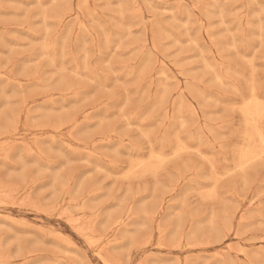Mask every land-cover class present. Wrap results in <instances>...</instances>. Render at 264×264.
Masks as SVG:
<instances>
[{
    "label": "rangeland",
    "instance_id": "rangeland-1",
    "mask_svg": "<svg viewBox=\"0 0 264 264\" xmlns=\"http://www.w3.org/2000/svg\"><path fill=\"white\" fill-rule=\"evenodd\" d=\"M212 1L0 0V264H103L105 259L110 264H264V0ZM214 63L218 64L212 67ZM249 79L250 86L245 84ZM210 97L213 102H205ZM141 129L145 130L142 135L138 133ZM6 142L13 144L9 150ZM149 149L154 152L150 156ZM168 150H173L172 155ZM252 161L256 163L249 164ZM121 166L127 168L124 175H120L124 172ZM202 183L209 186L200 189Z\"/></svg>",
    "mask_w": 264,
    "mask_h": 264
},
{
    "label": "bare ground",
    "instance_id": "bare-ground-1",
    "mask_svg": "<svg viewBox=\"0 0 264 264\" xmlns=\"http://www.w3.org/2000/svg\"><path fill=\"white\" fill-rule=\"evenodd\" d=\"M37 1H38V0H37ZM52 1H53V0H52ZM91 1H92V0H91ZM158 1H159V0H158ZM211 1H212V0H211ZM252 1H253V0H252ZM81 2H82V1H81ZM86 2H87V1H86ZM212 2H213V1H212ZM215 2H216V1H215ZM224 2H226V0H225ZM254 2H255V1H254ZM51 3H52V2H51ZM54 3H55V2H54ZM149 3H150V1H149ZM38 4H39V3H38ZM83 4H86V3L83 2ZM109 4H110V3H109ZM146 4H147V3H146ZM151 4H152V3H150V5H151ZM214 4H215V3H214ZM219 4H220V3H219ZM255 4H256V3H255ZM80 5H81V3H80ZM87 6H88V5H87ZM207 6H208V5H207ZM207 6H206V7H207ZM210 6H211V5H210ZM210 6H209V8H210ZM258 7H259V6H258ZM150 8H151V7H150ZM211 8L214 9L213 6H212ZM43 9H45V8L43 7ZM120 9H122V8H120ZM152 9H153V8H152ZM205 9H206V8H205ZM206 11H208V13H209V10H206ZM234 11H235L236 13L238 12V11H236V10H234ZM263 11H264V10H263ZM64 12H65V11H64ZM88 12H89V11H88ZM92 12H93V11H92ZM130 12H131V11H130ZM171 12H172V11H171ZM221 12H222V11H221ZM67 13H68V12H67ZM211 13H212V12H211ZM258 13H259V12H258ZM91 14H92V13H91ZM115 14H116V13H115ZM130 14H131V13H130ZM130 14H129V15H130ZM213 14H214V12H213ZM218 14H219V13H218ZM25 15H27V14H25ZM36 15H37V14H36ZM63 15H65V14L63 13ZM88 15H89V14H88ZM92 15H94V14H92ZM117 15H118V14H116L115 16L117 17ZM120 15H121V12H120ZM129 15H127V16H129ZM209 15H210V14H209ZM254 15H255V14H254ZM258 15H259V14H258ZM58 16H59V15H58ZM115 16H114V17H115ZM122 16H123V15H122ZM122 16H121V17H122ZM172 16H173V18H174V15H172ZM187 16H189L188 13H187ZM211 16H213V15L211 14ZM218 16H220V15H218ZM221 16H222V14H221ZM245 16H246V15H245ZM256 16H257V15H256ZM62 17H63V16H62ZM66 17H67V16H66ZM88 17H89V16H88ZM91 17H92V16H91ZM91 17H90V19H93V18H91ZM64 18H65V17H64ZM259 18H260V17H259ZM60 19H61V18H60ZM114 19H115V18H114ZM242 19H243V18H241V21H242ZM260 19H261V18H260ZM49 20L51 21V19H49ZM117 20H118V19H117ZM176 20H177V19H176ZM187 20H188V19H187ZM187 20H186V23H187ZM221 20H222V18H221ZM234 20H235V19H234ZM238 20H240V17H239ZM52 21H54V20H52ZM92 21H93V20H92ZM115 21H116V20H115ZM122 21H123V19H122ZM173 21H174V20H173ZM177 21H178V20H177ZM177 21H176L175 23H177ZM180 21H181V20H179V22H180ZM43 22H44V18H43ZM78 22H79V21H78ZM94 22H95V20H94ZM119 22H121V21H119ZM58 23H59V22H58ZM66 23H67V22H66ZM79 23H80V22H79ZM82 23H83V22H82ZM91 23H92V22H91ZM95 23H96V22H95ZM121 23H122V22H121ZM180 23H181V22H180ZM186 23H185V24H186ZM221 23H222V21H221ZM239 23H240V21H239ZM249 23H250V22H249ZM61 24H62V23H61ZM61 24H60V25H61ZM83 24H84V23H83ZM83 24H82V25H83ZM96 24H97V23H96ZM115 24L117 25V23H115ZM182 24H183V23H182ZM218 24H219V23H218ZM224 24H225V23H224ZM258 24H261V22L258 23ZM43 25H44V24H43ZM72 25H73V24H72ZM79 25H80V24H79ZM79 25L77 24V26H79ZM82 25H80V26H82ZM98 25H99V24H98ZM219 25H220V24H219ZM226 25H227V24H226ZM83 26H84V25H83ZM83 26H82V27H83ZM100 26H101V25H100ZM182 26H183V25H182ZM186 26H187V25H186ZM237 26H238V25H237ZM261 26H262V25H261ZM23 27H24V26H23ZM59 27H60V26H59ZM74 27H75V26H74ZM102 27H103V26H102ZM105 27H106V26H105ZM122 27H123V25H122ZM128 27H129V26H128ZM199 27H200V26H199ZM256 27L258 28V25H257ZM7 28H8V27H7ZM10 28H11V27H10ZM17 28H18V27H17ZM19 28H22V27H19ZM47 28H48V27H47ZM77 28H78V27H77ZM85 28H86V27H85ZM120 28H121V27H120ZM123 28H124V27H123ZM181 28H182V27H181ZM183 28H184V27H183ZM257 28H256V30L259 29V28H258V29H257ZM48 29H49V28H48ZM58 29H59V28H58ZM83 29H84V28H83ZM126 29H127V27H126ZM130 29H131V27H130ZM185 29H186V28H185ZM210 29H211V28H210ZM261 29H262V28H261ZM26 30H27V29H26ZM60 30H61V29H60ZM102 30H103V28H102ZM161 30H162V29H161ZM164 30H165V29H164ZM225 30H226V27H225ZM28 31H29V30H28ZM42 31H43V30H42ZM48 31H49V30H48ZM68 31L70 32V30H68ZM84 31L86 32V29H85ZM109 31H111V30H109ZM127 31H128V29H127ZM129 31H130V30H129ZM162 31H163V30H162ZM185 31H186V30H185ZM188 31H189V30H188ZM205 31H206V30H205ZM227 31H229V30H227ZM30 32H31V31H30ZM69 32H68V33H69ZM81 32H82V31H81ZM114 32H116V31H114ZM117 32H118V31H117ZM165 32H166V31H165ZM165 32H164V33H165ZM171 32H172V31H171ZM229 32H230V31H229ZM32 33H33V32H32ZM45 33L47 34V31H45ZM76 33H77V32H76ZM88 33H89V32H88ZM92 33H93V32H92ZM105 33H106V32H105ZM112 33H113V32H112ZM168 33H169V32H168ZM168 33H167V34H168ZM227 33H228V32H227ZM107 34H108V33H106V35H107ZM165 34H166V33H165ZM175 34H176V33H175ZM218 34H219V33H218ZM228 34H229V33H228ZM37 35H38V34H37ZM67 35H68V34H67ZM76 35H77V34H75V37H76ZM104 35H105V34H104ZM109 35H110V32H109ZM112 35H113V34H112ZM185 35H186V34H185ZM185 35H184V36H185ZM220 35H221V34H220ZM229 35H230V34H229ZM242 35H243V34H242ZM91 36H92V34H91ZM91 36H90V37H91ZM96 36H97V35H96ZM118 36H119V35H117L116 37H118ZM168 36H169V34H168ZM189 36H190V35H189ZM216 36H217V34L215 35V37H216ZM259 36H260V35H259ZM259 36H258V37H259ZM56 37H57V36H56ZM108 37H109V36H108ZM128 37H130V36L128 35ZM166 37H167V36H166ZM171 37H172V36H171ZM194 37H195V36H194ZM258 37H257V38H258ZM9 38H10V37H9ZM45 38H46V37H45ZM118 38H120V37H118ZM190 38H191V37H190ZM190 38H189V39H190ZM233 38H234V37H233ZM0 39H1V38H0ZM55 39H56V38H55ZM74 39H75V38H74ZM91 39H93V38H91ZM96 39H97V37H96ZM104 39H105V37H104ZM111 39L113 40V38H110L108 41L110 42ZM126 39H127V38H126ZM170 39H171V38H170ZM173 39H174V38H172V42L175 44L176 42H174ZM191 39H192V38H191ZM212 39H213V38H212ZM176 40H177V39H176ZM223 40H224V39H223ZM231 40H232V39H231ZM247 40H249V39H247ZM52 41H53V40H52ZM63 41H64V40H63ZM119 41H120V40H119ZM177 41H178V40H177ZM111 42H112V41H111ZM179 42H180V40H179ZM179 42H178V43H179ZM190 42H191V40H190ZM193 42H194V40H193ZM193 42H192V43H193ZM42 43H44V42H42ZM51 43H52V42H51ZM64 43H65V42H64ZM119 43H120V42H119ZM187 43H188V42H187ZM187 43H185V45H186ZM261 43H262V42H261ZM92 44H93V43H92ZM104 44H105V43H104V41H103V45H104ZM180 44H181V43H180ZM193 44H194V47H195L196 44H195V43H193ZM234 44H235V43H234ZM251 44H252V42H251ZM119 45H121V44H119ZM119 45H118V46H119ZM132 45H133V44H132ZM182 45H183V44H182ZM188 45H189V43H188ZM231 45H232V43H231ZM231 45H230V46H231ZM244 45H245V43H244ZM244 45H243V46H244ZM261 45H262V44H261ZM51 46H52V45H51ZM85 46H86V44H85ZM109 46H110V45H109ZM178 46H179V45H178ZM180 46H181V45H180ZM215 46H217V44H216ZM215 46H214V47H215ZM227 46H228V45H227ZM227 46H226V47H227ZM245 46L247 47V45H245ZM259 46H260V45H259ZM44 47H45V46H44ZM104 47H106V46H104ZM181 47H182V46H181ZM46 48H48V47H46ZM46 48H45V49H46ZM49 48H50V47H49ZM51 48H53V46H52ZM51 48H50V49H51ZM54 48H55V47H54ZM84 48H85V47H84ZM94 48H95V47H94ZM96 48H98V47H96ZM108 48H109V47H108ZM108 48H107V49H108ZM117 48H118V47H117ZM196 48H197V47H196ZM235 48H236V47H235ZM244 48H245V47H244ZM258 48H259V47H258ZM260 48H261V47H260ZM260 48H259V49H260ZM98 49H99V48H98ZM200 49H201V48H200ZM43 50H44V49H43ZM47 50H48V49H47ZM99 50H100V49H99ZM116 50H117V49H116ZM128 50H129V49H128ZM256 50H257V49H256ZM53 51H54V50H53ZM109 51H110V50H109ZM209 51H210V49H209ZM257 51H258V50H257ZM257 51H256V52H257ZM70 52H71V51H70ZM100 52H101V51H100ZM211 52H212V51H211ZM253 52H254V51H253ZM256 52H255V53H256ZM61 53L63 54V52H61ZM112 53H113V52H112ZM62 54H61V55H62ZM86 54H87V53H86ZM199 54H200V52H199ZM203 54H204V51H203ZM209 54H210V52H209ZM235 54H236V53H235ZM43 55H44V54H43ZM54 55H55V54H54ZM84 55H85V54H84ZM97 55H98V54H97ZM113 55H114V53H113ZM44 57H45V55H44ZM48 57H49V56H48ZM48 57H47V58H48ZM84 57H85V56H84ZM193 57H194V56H193ZM201 57H202V56H201ZM203 57H204V55H203ZM228 57H229V56H228ZM228 57H227V60H228ZM235 57H236V55H235ZM239 57H241V56H239ZM239 57H238V58H239ZM242 57H243V55H242ZM246 57H247V56H246ZM252 57H253V56H252ZM254 57H255V56H254ZM254 57H253V58H254ZM42 58H43V57H42ZM72 58H73V57H72ZM243 58H244V57H243ZM7 59H8V58H7ZM62 59H63V58H62ZM73 59H74V58H73ZM85 59H86V57H85ZM193 59H194V58H193ZM197 59H198V57H197ZM197 59H196V60H197ZM236 59H237V57H236ZM48 60H49V59H48ZM50 60H51V59H50ZM86 60H87V59H86ZM109 60H110V58H109ZM189 60H190V59H189ZM194 60H195V59H194ZM196 60H195V61H196ZM200 60H201V59H200ZM240 60H241V58H240ZM8 61H9V60H8ZM62 61H63V60H62ZM187 61H188V60H187ZM187 61H186V62H187ZM191 61H192V60H191ZM210 61H211V60H210ZM95 62H96V61H95ZM186 62H185V63H186ZM189 62H190V61H189ZM201 62H202V61H201ZM213 62H215V61H213ZM242 62H243V61H242ZM253 62H254V60H253ZM253 62H252V63H253ZM51 63H52V62H51ZM85 63H86V62H85ZM150 63H151V62H150ZM180 63H181V62H179L178 64H180ZM182 63H184V62H182ZM245 63H246V61H245ZM208 64H209V63H208ZM217 64H218V63H216V64L214 63V66H212V67H215V65H217ZM53 65H54V64H53ZM105 65H106V67H107V64H106V63H105ZM148 65H149V64H148ZM180 65H181V64H180ZM180 65H178V66L180 67ZM206 65H207V64H206ZM209 65H210V64H209ZM222 65H223V64H222ZM246 65H247V63H246ZM246 65H245V66H246ZM253 65H254V64H253ZM249 66H250V65H249ZM254 66H255V65H254ZM54 67H55V66H54ZM85 67L87 68V65H86ZM99 67H100V66H99ZM108 67H109V66H108ZM122 67H124V66H122ZM147 67H148V66H147ZM203 67H205V66H203ZM219 67H220V66H219ZM222 67H223V66H222ZM247 67H248V65H247ZM60 68H61V67H60ZM91 68H92V66H91ZM140 68H141V67H140ZM216 68H217V66H216ZM225 68H227V65H225ZM125 69H126V68H125ZM146 69H147V68H146ZM180 69H181V68H180ZM201 69H203V68H201ZM223 69H224V68H223ZM232 69H233V68H232ZM248 69H250V68L248 67ZM7 70H8V69H7ZM139 70H140V69H139ZM139 70H138V71H139ZM215 70H216V69H215ZM220 70H221V69H220ZM229 70H230V69H229ZM233 70H234V69H233ZM250 70L253 71V69H250ZM65 71H66V70H65ZM65 71H63V72H65ZM138 71H137V72H138ZM181 71H182V70H181ZM196 71L199 72L200 69H199V70H198V69L195 70V72H196ZM201 71H202V70H201ZM203 71H207V70H203ZM230 71H232V70H230ZM235 71H237V70H235ZM256 71H257V70H256ZM57 72H58V71H57ZM61 72H62V71H61ZM63 72H62V73H63ZM111 72L114 73V71H111ZM133 72H134V71H133ZM137 72L135 73V74H136L135 76H137ZM192 72H193V71H192ZM209 72H210V71H209ZM62 73H61V74H62ZM76 73H77V70H76ZM76 73H75V74H76ZM83 73H84V71H83ZM89 73H90V72H89ZM96 73H97V72L95 71V75H96ZM158 73H160V72H158ZM164 73H165V72H163V74H164ZM189 73H191V72H189ZM210 73H211V72H210ZM217 73H218V72H217ZM224 73H225V71H224ZM228 73H229V72H228ZM245 73H246V72H245ZM245 73H244V74H245ZM249 73H250V72H249ZM249 73H248V74H249ZM252 73H253V72H252ZM72 74H73V73H72ZM90 74H91V73H90ZM97 74H98V73H97ZM114 74H116V73H114ZM219 74H220V73H219ZM231 74H232V73H230V75H231ZM240 74H241V73H240ZM248 74H247V76H248ZM165 75H166V74H165ZM201 75H202V74H201ZM228 75H229V74H228ZM232 75H233V74H232ZM254 75H255V74H254ZM0 76H1V74H0ZM36 76H37V75H36ZM36 76H35V77H36ZM60 76H61V75H60ZM135 76H134V77H135ZM204 76H205V74L203 75V77H204ZM213 76H214V75H213ZM217 76H219V75L217 74ZM233 76H234V75H233ZM247 76H246V77H247ZM251 76H253V75L251 74ZM35 77H34V78H35ZM74 77H75V76H74ZM96 77H97V76H96ZM141 77H142V76H141ZM141 77H140V78H141ZM160 77H162V75H161ZM234 77H235V78L239 77V78H242V79H243L244 75H243L242 77H241L240 75H239V76H234ZM253 77H254V76H253ZM256 77H257V76H256ZM1 78H2V76H1ZM31 78H32V77H31ZM31 78H30V79H31ZM85 78H86V77H85ZM97 78H98V77H97ZM137 78H138V77H137ZM137 78H135V79H137ZM140 78L137 79V80L139 81ZM162 78H164V77H162ZM209 78H210V77H209ZM209 78H208V80H209ZM254 78H255V77H254ZM75 79H76V77H75ZM86 79H87V78H86ZM98 79H99V78H98ZM197 79H198V78H197ZM211 79H213V78L211 77ZM225 79H226V78H225ZM244 79H245V78H244ZM246 79H247V78H246ZM251 79H252V78H251ZM251 79H249V80H245V81H246L245 84H246L247 82L249 83V81H250ZM8 80H9V78H8ZM81 80H83V79H81ZM84 80H85V79H84ZM88 80H90V79H88ZM159 80H160V79H159ZM164 80H167V79L164 78ZM191 80H192V79H191ZM195 80H196V79H195ZM195 80H193V81H195ZM198 80H199V79H198ZM219 80H221L220 77H219ZM232 80H233V79H232ZM90 81H91V80H90ZM90 81H89V82H90ZM135 81H136V80H135ZM141 81H142V80H141ZM146 81H147V80H146ZM149 81L152 82L151 80H149ZM174 81H175V80H174ZM205 81H207V79H206ZM225 81H226V80H225ZM228 81H229V80H228ZM37 82H38V80H37ZM47 82H48V81H47ZM93 82H94V81H93ZM167 82H168V81H167ZM167 82L164 81V83H166V84H167ZM202 82H203V81H202ZM207 82H208V81H207ZM210 82H211V81H210ZM210 82H209V84H210ZM229 82H230V81H229ZM15 83H16V82H15ZM33 83H34V82H33ZM35 83H36V81H35ZM41 83H42V82H41ZM41 83H39V84H41ZM48 83H49V82H48ZM94 83H95V82H94ZM159 83H160V82H159ZM161 83H162V81H161ZM164 83H162V84H164ZM191 83H192V82H191ZM191 83L189 82V84H191ZM211 83H213V82H211ZM224 83H225V82H224ZM250 83H252V82H250ZM250 83H249V86L251 85ZM256 83H257V82L255 81V85H256ZM36 84H37V83H36ZM178 84H179V83H178ZM199 84H200V83H199ZM218 84H219V83H218ZM229 84H230V86L232 85V83H229ZM229 84L226 83V86L229 85ZM252 84H253V83H252ZM41 85H42V84H41ZM94 85H96V84H94ZM148 85H150V84L148 83ZM158 85H159V84H158ZM168 85H169V84H168ZM195 85H197V83H196ZM212 85L217 86L216 83H215V84H212ZM255 85H254V86L252 85V86L255 87ZM30 86H31V85H30ZM35 86H36V85H35ZM222 86H224V85H222ZM70 87H71V85H70ZM160 87H162V86L160 85ZM169 87H170V86H169ZM189 87H190V86H189ZM189 87L187 86V88H189ZM195 87H198V85L195 86ZM218 87H220V86H218ZM247 87H248V85H247ZM1 88H3V86H1ZM141 88H142V87H141ZM146 88H147V85H146ZM199 88H200V87H199ZM228 88H229V86H228ZM232 88H233V87H232ZM234 88H235V86H234ZM37 89H38V88H37ZM138 89H139V88H138ZM203 89H204V88H203ZM203 89L201 88L200 90H203ZM224 89H226L225 86H224ZM246 89H247V88H246ZM1 90H2V89H1ZM44 90H45V89H44ZM69 90H71V89H69ZM72 90H73V89H72ZM72 90H71V91H72ZM80 90H81V89H80ZM80 90H79V91H80ZM136 90H137V89H136ZM139 90H140V89H139ZM146 90H147V89H145V92H146ZM157 90H158V89H157ZM192 90H193V89H192ZM196 90H197V89H196ZM236 90H237V89H236ZM3 91H4V90H3ZM3 91H1V93H2ZM71 91H68V93L71 92ZM167 91H168V93H169V90H167ZM208 91H209V90H208ZM247 91H248V90H247ZM247 91H246V92H247ZM254 91H256V90L254 89ZM77 92H78V91H77ZM77 92H76V93H77ZM141 92L143 93L144 91H141ZM157 92H159V91H157ZM196 92H197V91H196ZM232 92H235V91H232ZM236 92H239V90H237ZM236 92H235V93H236ZM60 93H61V92H60ZM66 93H67V92H66ZM66 93H64V94H66ZM76 93H75V94H76ZM168 93H166V94H168ZM202 93L204 94L205 92H202ZM208 93H209V92H208ZM216 93H217V92H216ZM4 94H5V92H4ZM62 94H63V93H62ZM205 94H206V93H205ZM209 94H211V93H209ZM209 94H208V95H209ZM239 94H240V92H239ZM243 94H246V93H243V92H242V96H243ZM255 94H256V92H255ZM5 95H7V94H5ZM73 95H74V93H73ZM125 95H126V94H125ZM140 95H141V94H140ZM142 95H143V94H142ZM144 95H145V94H144ZM198 95H199V94H198ZM249 95H250V94H249ZM257 95H259V94H257ZM39 96H40V95H39ZM77 96H78V95H77ZM77 96H76V98H78ZM152 96H153V95H152ZM199 96H200V95H199ZM211 96H212V95H211ZM251 96H252V95H250V97H251ZM253 96H255V95H253ZM253 96H252V97H253ZM72 97H73V96H72ZM72 97H71V98H72ZM153 97H155V95H154ZM167 97H168V96H167ZM169 97H170V96H169ZM178 97L181 98L180 96H178ZM204 97H205V95H203V98H204ZM248 97H249V96H248ZM256 97H257V96H256ZM259 97H260V96H259ZM259 97H258L257 99H259ZM263 97H264V96H263ZM263 97H262V98H263ZM50 98L52 99V96H51ZM139 98H140V97H139ZM179 98H178V99H179ZM201 98H202V97H201ZM206 98H207V97H206ZM242 98H243V97H242ZM244 98H246V97H244ZM262 98H260V100H262ZM33 99H34V98H33ZM156 99H157V98H156ZM156 99H155V100H156ZM164 99H165V98H164ZM181 99H182V98H181ZM181 99H180V100H181ZM212 99H213V98H212ZM212 99H211V97H210V100H211V101H210V100H209V101H206V100H205V102H213ZM219 99H220V98H219ZM257 99H256V101H257ZM62 100H63V99H62ZM73 100H75V99H73ZM158 100H159V99H158ZM158 100H157V102H158ZM244 100H245V99H244ZM263 100H264V99H263ZM23 101H24V99H23ZM52 101H53V100H52ZM125 101H127V104H128L129 101H128V100H125ZM164 101H165V100H164ZM43 102L45 103L46 101H43ZM62 102H64V101H62ZM153 102H156V101H153ZM174 102H175V101H174ZM174 102H173V103H174ZM215 102H216V101H215ZM218 102H220V100H219ZM239 102H240V101H239ZM243 102H244V101H242V103H243ZM51 103H52V102H51ZM158 103H159V102H158ZM182 103H183V101H182ZM182 103H181V105H182ZM188 103H190V102H188ZM22 104L25 105L26 103H25V104L22 103ZM127 104H126V106H127ZM218 104H219V103H218ZM237 104H238V103H237ZM240 104H241V102H240ZM240 104H239V105H240ZM245 104L247 105V103H245ZM162 105H163V103H162ZM171 105H173V104L171 103ZM177 105H178V104H177ZM214 105H216V103H215ZM221 105H222V104H221ZM234 105H236V104H234ZM234 105H233V106H234ZM30 106H31V105H30ZM152 106H153V105H152ZM154 106H155V105H154ZM173 106H174V105H173ZM178 106H179V105H178ZM230 106H232V105H230ZM24 107H25V106H23V109H24ZM28 107H29V106H28ZM28 107H27V108H28ZM50 107H51V106H50ZM62 107H63V106H62ZM62 107H61V108H62ZM159 107H160V106H159ZM188 107H189V106H188ZM191 107H192V108H190V109H193V106H191ZM239 107H240V106H239ZM247 107H248V105H247ZM27 108H26V110H27ZM51 108H53V107H51ZM118 108H119V107H118ZM236 108H237V106H236ZM63 109H64V108H63ZM141 109H142V107H141ZM146 109H147V108H146ZM151 109H154V107L151 108ZM151 109H149L147 112L150 113V110H151ZM230 109H231V108H228V111H229ZM247 109H248V108H247ZM28 110H29V109H28ZM28 110H27V111H28ZM45 110H46V109H45ZM51 110H53V109H51ZM51 110H49V112H51ZM54 110H55V109H54ZM176 110H177V107H176ZM186 110H187V109H186ZM225 110H226V109H225ZM260 110H261V109H260ZM21 111H22V110H21ZM47 111H48V109H47L45 112H47ZM59 111H60V110H59ZM62 111H63V110H62ZM123 111H124V110H123ZM123 111H122V112H123ZM139 111H140V110H139ZM153 111H154V110H153ZM171 111H172V109H171ZM231 111H234V110L231 109ZM53 112H55V111H53ZM147 112H146V113H147ZM151 112H152V111H151ZM154 112H155V111H154ZM164 112H165V111H164ZM167 112H168V111L166 110V113H167ZM175 112H178V111H175ZM193 112H195V111H193ZM193 112H192V113H193ZM237 112H238V111H237ZM135 113H136V112H135ZM162 113H163V111H162ZM178 113H179V112H178ZM186 113H187V111H186ZM204 113H205V111H204ZM231 113H232V112H231ZM241 113H242V112L240 111V113H239V117H240V114H241ZM256 113H257V112H256ZM21 114H23V112H21ZM45 114H46V113H45ZM121 114H122V113H121ZM138 114H140V112H139ZM141 114H142V113H141ZM141 114H140V115H141ZM147 114H148V113H147ZM181 114H182V112H181ZM189 114H190V112H189ZM263 114H264V113H263ZM134 115H135V114H134ZM134 115H133V116H134ZM145 115H146V114H145ZM145 115H144V117H145ZM162 115H163V117H164V113H163ZM195 115H197V113H196V114H193V115H191V116L193 117V116H195ZM206 115H207V114H206ZM211 115H212V114H210V115L208 114L209 117H210ZM215 115H216V113H215ZM20 116H21V115H20ZM135 116H136V115H135ZM138 116H139V115H138ZM146 116H147V115H146ZM148 116H149V115H148ZM158 116H159V115H158ZM165 116H166V114H165ZM167 116H168V115H167ZM178 116L180 117V115H178ZM181 116H182V115H181ZM197 116H198V115H197ZM217 116H218V115H217ZM217 116H216V117H217ZM130 117L133 118L132 116H130ZM130 117H129V118H130ZM175 117H177V116H175ZM179 117H178V118H179ZM214 117H215V116H214ZM123 118H124V117H123ZM131 118H130V120H131ZM140 118H141V117H140ZM140 118H138V119H140ZM147 118H148V117H147ZM156 118H157V117H156ZM159 118H160V117H159ZM170 118L173 119V116L171 115ZM198 118H199V117H198ZM254 118H256V117H254ZM254 118H253V119H254ZM261 118H262V117H261ZM18 119H19V118H18ZM18 119H17V120H18ZM126 119H127V117H126ZM141 119H143V118H141ZM144 119H146V118H144ZM157 119H158V118H157ZM161 119H162V118H161ZM175 119H176V118H175ZM189 119H190V118H189ZM189 119H188V120H189ZM191 119H192V118H191ZM13 120H14V119H13ZM13 120H12L11 122H13ZM19 120H20V119H19ZM19 120H18V121H19ZM73 120H74V119H73ZM124 120H125V119H124ZM151 120H153V119H151ZM155 120H156V119L154 118V121H155ZM179 120H180V119H179ZM208 120H209V118H208ZM261 120H263V119H261ZM128 121H129V120H128ZM148 121H149V120H148ZM148 121H147V122H148ZM170 121H171V120H170ZM172 121H173V120H172ZM185 121H186V120H185ZM242 121H243V120H242ZM252 121H253V120H252ZM257 121H258V122H261V121H260V118H259V120H257ZM14 122H15V121H14ZM144 122H145V121H144ZM144 122H142V123H144ZM149 122H150V121H149ZM155 122H157V121H155ZM174 122H175V121H174ZM174 122H172V123H174ZM182 122H183V121H182ZM182 122H181V123H182ZM253 122H254V121H253ZM258 122H257V124H258ZM129 123H130V122H129ZM139 123H140V122H139ZM139 123H138V124H139ZM151 123H153V122H151ZM157 123H158V122H157ZM185 123H186V122H185ZM211 123H212V122H211ZM238 123H239V122H238ZM63 124H64V123H63ZM140 124H141V123H140ZM140 124H139V125H140ZM186 124H187V123H186ZM243 124H244V122H243ZM64 125H65V124H64ZM141 125H142V124H141ZM147 125H148V124H147ZM187 125H188V124H187ZM194 125H196V123H195ZM238 125H239V124H238ZM88 126H89V125H88ZM126 126H127V125H126ZM130 126H131V125H130ZM133 126H134V125H133ZM156 126H157V125H156ZM209 126H210V125H209ZM209 126H208V128H209ZM254 126H255V125H254ZM257 126H258V125H257ZM17 127H18V126H17ZM51 127H52V126H51ZM51 127H50V128H51ZM115 127H116V126H115ZM131 127H132V126H131ZM136 127L139 128V126H136ZM176 127H177V126H176ZM211 127H212V126H211ZM231 127H232V126H231ZM26 128H27V127H26ZM37 128H39V126H38ZM41 128H42V127H41ZM59 128H61V127H59ZM127 128H128V127H127ZM213 128H214V127H213ZM213 128H211V129H213ZM215 128H216V127H215ZM237 128H238V127H237ZM248 128H250V127H248ZM257 128H258V127H257ZM259 128H260V126H259ZM261 128H263V127H261ZM30 129H31V128H30ZM35 129H36V128H35ZM39 129H40V128H39ZM114 129H115V128H114ZM150 129H151V128H150ZM180 129H181V128H180ZM180 129H178L177 134H178V132H179ZM209 129H210V128H209ZM233 129H234V131L238 130V129L234 128V127H233ZM235 129H236V130H235ZM244 129H245V128H244ZM15 130H16V129H15ZM31 130H32V129H31ZM59 130H60V129H59ZM137 130H138V129H137ZM142 130L145 131L144 129H141L140 131H138V133L141 132ZM147 130H148V129H147ZM195 130H196V129H195ZM206 130H207V129H206ZM57 131H58V130H57ZM150 131H151V130H150ZM152 131H153V130H152ZM152 131H151L150 133H148L149 131H147V133H148L147 135L149 136V135L152 133ZM175 131H176V130H175ZM197 131H198V130H197ZM207 131L209 132V130H207ZM215 131H216V129H215ZM217 131H219V130H217ZM249 131H250V130H248V132H249ZM260 131H262V130L260 129ZM7 132H8V131H7ZM195 132H196V131H195ZM199 132H200V131H198V133H199ZM208 132H207V133H208ZM237 132H238V131H237ZM243 132H244V131H243ZM262 132H263V131H262ZM16 133H17V130H16ZM144 133H146V132H144ZM190 133H191V132H190ZM198 133L196 132V135H197ZM202 133H203V132H202ZM214 133H215V132H214ZM216 133H217V132H216ZM252 133H254V132H252ZM263 133H264V132H263ZM7 134H8V133H7ZM7 134H6V135H7ZM112 134H113V132H112ZM139 134H140V133H139ZM185 134H186V133H185ZM187 134H188V133H187ZM191 134H192V133H191ZM191 134H188V135L190 136ZM203 134H204V133H203ZM209 134H211V133L209 132ZM218 134H219V133H218ZM232 134H235V133H232ZM243 134H244V133H243ZM256 134L259 135L258 133H256ZM6 135H5V136H6ZM108 135H109V134H108ZM141 135H142V132H141ZM172 135H173V134H172ZM178 135H179V134H178ZM196 135H195V136H196ZM241 135H242V134H241ZM50 136H51V135H50ZM69 136H70V135H68V137H69ZM173 136H174V135H173ZM173 136H172V137H173ZM185 136H186V135H185ZM191 136H192V135H191ZM195 136H194V137H195ZM223 136H224V135H223ZM223 136H222V137H223ZM234 136H235V135H234ZM239 136H240V133H239ZM14 137H15V136H14ZM32 137H33V136H32ZM60 137H61V136H60ZM108 137H109V136H108ZM161 137H162V136H161ZM187 137H188V136H187ZM192 137H193V136H192ZM192 137H190V138H192ZM197 137H198V136H197ZM220 137H221V135H220ZM220 137H218V138H220ZM224 137H225V136H224ZM224 137H223V138H224ZM240 137H241V136H240ZM257 137H258V136H257ZM259 137H260V136H259ZM263 137H264V136H263ZM16 138H21V137L19 136V137H16ZM35 138H36V136H35ZM35 138H34V140H35ZM69 138H70V137H69ZM71 138H72V137H71ZM177 138H178V137H177ZM254 138H255V136H254ZM39 139H42V138H39ZM39 139L37 138V140H39ZM144 139H145V138H144ZM154 139H155V138H154ZM158 139H161V138L159 137ZM193 139H195V138H193ZM197 139H198V138H197ZM242 139H243V138H242ZM242 139H237V140H242ZM51 140H52V139H51ZM53 140H54V139H53ZM58 140H59V138H58ZM109 140H110V139H108V141H109ZM118 140H119V139H118ZM148 140H149V137H148ZM181 140H182V139H181ZM184 140H185V139H184ZM184 140H183V141H184ZM246 140H247V139H246ZM254 140H255V139H254ZM257 140H258V139H257ZM8 141H9V140H8ZM8 141H7V142H8ZM103 141H104V140H103ZM145 141H146V140H145ZM160 141H161V140H160ZM160 141H159V142H160ZM178 141H179V140H178ZM178 141H177V142H178ZM235 141H236V138H235ZM262 141H263V140H262ZM7 142H6V146H7ZM35 142H37V141L35 140V141H34V144H36ZM76 142H77V141H75V143H76ZM117 142H118V141H117ZM117 142H115V143H117ZM119 142H120V141H119ZM119 142H118V143H119ZM148 142H149V141H148ZM161 142H162V141H161ZM175 142H176V141H175ZM197 142H198V140H197ZM200 142H201V141H200ZM214 142H217V141H214ZM17 143H18V142H17ZM20 143H21V142H20ZM79 143H81V142H79ZM121 143H122V142H121ZM184 143H185V142H184ZM231 143H233V141H232ZM231 143H230V145H232V146H236V145H237L236 143H235L236 145H233V144H231ZM122 144H123V143H122ZM149 144H150V143H149ZM149 144H148V145H149ZM151 144H152V143H151ZM241 144H242V143H241ZM244 144H245V143H244ZM253 144H254V141H253ZM12 145H13V144H10V146H12ZM22 145H23V144H22ZM63 145H64V144H63ZM132 145H133V144H132ZM177 145H178V144H177ZM184 145L186 146V144H184ZM209 145H210V144H209ZM211 145H212V144H211ZM245 145H246V144H245ZM257 145H258V144H257ZM257 145H256V143H255V146H256V147H257ZM263 145H264V144H263ZM263 145H262V146H263ZM6 146H5V147H6ZM10 146L8 145L6 149L9 150V147H10ZM64 146H66V145H64ZM67 146H68L67 148H69V145H68V144H67ZM116 146H117V145H116ZM129 146H130V145H129ZM133 146H134V145H133ZM137 146H138V145H137ZM160 146H161V145H160ZM188 146H189V145H188ZM188 146H186V147H188ZM190 146H191V145H190ZM199 146H200V145H199ZM213 146H214V145H213ZM220 146L223 147V145H220ZM227 146H228V145H227ZM237 146H238V145H237ZM240 146H241V145H240ZM250 146H251V144H250ZM26 147L28 148L27 144H26ZM121 147H122V146H121ZM123 147H124V146H123ZM135 147H136V146H135ZM178 147H179V146H178ZM222 147H221V148H222ZM29 148H30V147H29ZM35 148H36V147H35ZM73 148H74V147H73ZM133 148H134V147H133ZM133 148H132V146H131V149H133ZM136 148H138V147H136ZM136 148H135V149H136ZM150 148H151V147H150ZM160 148H161V147H160ZM160 148H159V151H160ZM182 148H184V147H182ZM182 148H180V149L183 151ZM192 148H193V147H192ZM195 148H196V147H195ZM228 148H229V146H228ZM230 148H231V146H230ZM233 148H234V147H233ZM233 148H232V149H233ZM254 148H255V147H254ZM254 148H253V149H254ZM260 148H262V147H260ZM36 149H37V148H36ZM70 149H71V146H70ZM122 149H123V148H122ZM127 149H129V148H126V147H125V149H123V150H127ZM135 149H134V150H135ZM138 149H140V148H138ZM151 149H152V148H151ZM153 149H154V148H153ZM156 149H157V148H156ZM175 149H176V148H175ZM175 149H174V150H175ZM188 149H189V148H188ZM198 149H199V147H198ZM208 149H209V147H208ZM256 149H257V148H256ZM2 150H3V149H2ZM2 150H1V152H2ZM22 150H23V149H22ZM30 150H31V149H30ZM30 150H29V151H30ZM73 150H74V149H73ZM116 150H117V149H116ZM123 150H122V151H123ZM140 150H141V149H140ZM149 150H150V149H149ZM169 150H170V149H169ZM169 150H168V152H169V153L171 152L170 154L172 155V151H173V150H171V151H169ZM189 150H190V149H189ZM212 150H213V148H212ZM230 150H231V149H230ZM236 150H237V152H238V149H236ZM3 151H4V150H3ZM27 151H28V150H27ZM29 151H28V152H29ZM37 151H38V150H37ZM78 151H79V150H78ZM83 151L86 152V150H83ZM117 151H119V150H117ZM129 151H130V150H128V152H129ZM135 151H136V150H135ZM138 151H139V150H138ZM156 151H157V150H156ZM187 151H188V150H187ZM193 151H194V150H193ZM199 151H200V150H199ZM204 151L206 152V150H204ZM209 151H211V150H209ZM221 151H222V150H221ZM254 151H255V149L253 150V152H254ZM7 152H9V151H7ZM24 152H25V151H24ZM28 152H27V153H28ZM30 152L32 153V150H31ZM76 152H77V150H76ZM81 152H82V151H81ZM87 152H88V151H87ZM130 152H131V151H130ZM130 152H129V153H130ZM150 152H151V150H150L149 153H148L149 156H150V154L153 152V150H152L151 153H150ZM157 152H158V151H157ZM160 152H161V151H160ZM160 152H158V153H160ZM184 152H186V151H184ZM202 152H203V151H202ZM202 152L200 151V152H198V153L201 154ZM205 152H204V153H205ZM207 152H208V151H207ZM211 152H212V151H211ZM235 152H236V151H235ZM253 152H252V154H253ZM66 153H67V152H66ZM117 153H118V152H117ZM123 153H124V151H123ZM153 153H154V152H153ZM187 153H189V151H188ZM204 153H203V154H204ZM226 153H227V152H226ZM1 154H3V153H1ZM121 154H122V153H121ZM125 154L127 155L126 152H125ZM142 154H143V153H142ZM160 154H163V152H161ZM164 154H165V153H164ZM177 154H178V153H177ZM206 154H207V153H206ZM231 154H232V153H231ZM235 154H236V153H235ZM237 154H238V153H237ZM256 154H257V153H256ZM259 154H260V153H259ZM4 155L7 156L6 153H5ZM38 155H39V154H38ZM41 155H42V154H41ZM129 155H130V154H129ZM135 155H136V154H135ZM138 155H139V154H138ZM138 155H137V156H138ZM156 155H157V154H156ZM178 155H179V154H178ZM178 155H177V156L175 155V156L178 157ZM201 155H202V154H201ZM201 155H200V156H201ZM208 155H209V154H208ZM228 155H229V154H227V156H228ZM87 156L89 157V155H87ZM119 156H120V155H119ZM151 156H152V155H151ZM164 156H165V155H164ZM175 156H174V157H175ZM179 156H181V155H179ZM209 156H210V155H209ZM211 156H212V155H211ZM231 156H232V155H231ZM237 156H239V155H237ZM237 156H236V157H237ZM258 156H259V155H258ZM262 156H263V155H262ZM1 157H3V156H1ZM41 157H43V156H41ZM85 157H86V156H85ZM99 157H101V156H99ZM131 157H133L132 154H131ZM131 157H130V158H131ZM134 157H136V156H134ZM160 157H161V156H159V158H160ZM165 157H166V156H165ZM168 157H169V156H168ZM170 157H171V156H170ZM176 157H175V158H176ZM213 157H214V156H213ZM222 157H223V156H222ZM3 158H4L3 162L6 161V160H5V157H3ZM7 158H8V157H7ZM130 158H129V159H130ZM142 158H143V156H142ZM142 158H141V159H142ZM145 158H146V157H145ZM149 158H150V157H149ZM171 158H172V157H171ZM181 158H182V157H181ZM224 158H225V157H224ZM21 159H22V158H21ZM92 159H93V158H92ZM132 159H133V158H132ZM135 159H136V158H135ZM137 159H138V158H137ZM147 159H148V156H147ZM147 159H146V160H147ZM163 159H164V158H163ZM173 159H174V158H173ZM178 159H179V158H178ZM236 159H237V158H236ZM236 159H235V160H236ZM247 159H248V158H247ZM247 159H246V160H247ZM7 160H8V159H7ZM48 160H49V159H48ZM94 160H96V159H94ZM107 160H108V159H107ZM133 160H134V159H133ZM139 160H140V159H139ZM146 160H145V161H146ZM170 160H171V159H170ZM174 160H176V159H174ZM179 160H180V159H179ZM179 160H177V161H179ZM228 160H230V159L228 158ZM231 160H233V159H231ZM257 160H258V158H257ZM260 160H261V159H260ZM263 160H264V159H263ZM19 161H21V160L19 159ZM90 161H91V160H90ZM128 161H130V160H128ZM207 161H208V159H207ZM214 161H215V158H214ZM233 161H234V160H233ZM258 161H259V160H258ZM23 162H24V161H23ZM23 162H22V163H23ZM36 162H37V160H36ZM132 162H133V161H132ZM168 162H169V161H168ZM168 162H167V163H168ZM203 162H204V161H203ZM244 162H245V161H244ZM247 162H248V161H247ZM10 163H11V162H10ZM115 163H116V162H114V164H115ZM130 163H131V161H130ZM151 163H154V161H151ZM155 163H156V162H155ZM209 163H211V162L209 161ZM213 163H214V162H213ZM213 163H212V164H213ZM239 163H240V162H239ZM254 163H256V161H254ZM254 163H253V161H252V162L249 163V164H254ZM105 164H106V163H105ZM109 164H110V163H109ZM114 164H112V165H114ZM119 164H121V163H119ZM128 164H129V163H128ZM156 164H157V163H156ZM212 164H210V165H212ZM215 164H216V163H215ZM232 164H234V163L232 162ZM23 165H24V164H23ZM110 165H111V164H110ZM163 165H164V164H163ZM207 165H208V164H207ZM235 165H238V164H234V166H235ZM128 166H129V165H128ZM144 166H145V164H144ZM155 166H156V165H155ZM165 166H166V165H165ZM208 166H209V165H208ZM247 166H248V165H247ZM247 166H246V167H247ZM256 166H257V165H256ZM121 167H122V166H121ZM130 167H132V164L130 165ZM134 167H135V166H133L132 168L134 169ZM146 167H147V165H146ZM249 167H251V166L249 165ZM253 167H254V165H252V168H253ZM122 168H123V167H122ZM158 168H159V167H158ZM162 168L164 169L165 167L162 166ZM162 168H161V169H162ZM186 168L189 169L188 167H186ZM209 168H210V167H209ZM220 168H221V167H220ZM223 168H224V166H223ZM229 168H230V167H229ZM232 168H233V167H232ZM235 168H236V167H235ZM235 168H234V169H235ZM242 168H243V167H242ZM244 168H245V166H244ZM257 168H258V167H257ZM263 168H264V167H263ZM22 169H23V167H22ZM40 169H41V168H40ZM111 169H112V167H111ZM123 169H124V168H123ZM126 169H127V168H125V169H124V172H123L122 174H120V175H124V173L127 171ZM142 169H143V168H142ZM142 169H141V172H143ZM145 169H146V168H145ZM148 169H149V168H148ZM216 169H217V168H216ZM216 169H213V170L215 171ZM224 169H225V168H224ZM236 169H239V167L236 168ZM245 169H246V168H245ZM253 169H254V168H253ZM41 170H42V169H41ZM47 170H48V169H47ZM49 170H50V169H49ZM98 170H99V169H98ZM100 170H101V169H100ZM117 170H118V168H117ZM125 170H126V171H125ZM219 170H220V169H219ZM227 170H228V169H227ZM239 170H240V169H239ZM239 170L236 171V173H238L237 175H239V174L241 173V172H240V173L238 172ZM248 170H249V168L247 167V172H248ZM254 170H256V169H254ZM254 170H253V171H254ZM137 171H139V170H137ZM137 171H136V174H137ZM152 171H154V170H152ZM157 171H158V170H157ZM159 171H160V170H159ZM185 171H186V170H185ZM188 171H189V170H188ZM209 171H210V169H209ZM224 171H226V170H224ZM243 171H244V170H243ZM249 171H250V170H249ZM130 172H131V168H130ZM163 172H164V171H163ZM211 172H212V170H211ZM215 172H217V171H215ZM221 172H222V171H221ZM245 172H246V171H245ZM104 173H105V172H104ZM153 173H154V172H153ZM156 173H157V172H156ZM161 173H162V172H161ZM209 173H210V172H209ZM219 173H220V171H219ZM226 173H228V172H226ZM233 173H234V172H233ZM117 174H118V173H117ZM134 174H135V173H134ZM140 174H142V173H140ZM146 174H147V173H146ZM221 174H222V173H221ZM246 174H247V173H246ZM106 175H107V174H106ZM147 175H148V174H147ZM156 175H158V174H156ZM224 175H225V174H224ZM231 175H232V172H231ZM241 175H242V174H241ZM108 176H110V175H108ZM111 176H113V175H111ZM117 176H118V175H117ZM137 176H138V175H137ZM137 176H136V177H137ZM205 176H206V175H205ZM212 176H213V175H212ZM217 176H218V175H217ZM222 176H223V175H222ZM242 176L244 177V175H242ZM245 176H246V175H245ZM113 177H114V176H113ZM123 177H124V176H123ZM127 177H128V175H127ZM139 177H140V176H139ZM142 177H143V178H146V175H145V177L142 175ZM142 177H141V179H142ZM149 177H150V175H149ZM153 177H154V176H153ZM153 177H152V178H153ZM155 177H156V176H155ZM155 177H154L153 179H155ZM206 177H207V176H206ZM223 177H224V176H223ZM230 177H231V176H230ZM238 177H239V176H238ZM243 177H242V178H243ZM119 178H120V177H119ZM121 178H122V176H121ZM121 178H120V179H121ZM193 178H194V177H193ZM196 178H197V177H196ZM214 178H215V177H214ZM226 178H228V177H226ZM115 179H117V177H116ZM120 179H119V180H120ZM122 179L124 180L125 178H122ZM127 179H128V178H127ZM137 179H138V178H137ZM156 179H157V177H156ZM199 179H200V176H199ZM203 179H204V177H203ZM123 180H122V181H123ZM125 180H126V179H125ZM128 180H130V179H128ZM128 180H126V181H128ZM206 180H207V179H206ZM222 180H223V178H222ZM132 181H134V180H132ZM135 181H136V180H135ZM137 181H138V180H137ZM139 181H141V180H139ZM194 181H195V179H194ZM196 181H198V180L196 179ZM219 181H221V180L219 179ZM129 182H130V181H129ZM198 182H199V181H198ZM209 182L213 183L212 181H210V179H209ZM53 183H54V182H53ZM200 183H201V182H199V186H200ZM216 183H217V182H216ZM216 183H215V184H216ZM69 184H70V183H69ZM69 184H68V185H69ZM207 184H209V183H207ZM207 184H206V185H207ZM243 184H244V183H243ZM190 185H191V184H190ZM195 185H196V183H195ZM202 185H203V183H202ZM202 185H201V186H202ZM204 185H205V184H204ZM204 185H203L202 187H200V189L206 186V185H205V186H204ZM212 185H213V184H212ZM212 185H211V187H212ZM191 186H192V185H191ZM199 186H198V187H199ZM208 186H209V185H207L206 187H208ZM243 186H245V185H243ZM62 188H63V187H62ZM191 188H193V187H191ZM196 188H197V187H196ZM194 189H195V188H194ZM206 189H207V188H206ZM212 189H213V188H212ZM197 190H198V189H197ZM202 190H203V189H202ZM204 190H205V189H204ZM262 191H263V190H262ZM69 192H70V191H69ZM87 193H88V192H87ZM87 193H86V195H88ZM199 193H201V191H200ZM206 193H207V192H206ZM201 194H202V193H201ZM203 194H204V193H203ZM1 195H2V194H1ZM1 195H0V197H1ZM64 196H65V194H64ZM89 196H91V195H89ZM215 196H216V195H215ZM205 197H207V196H205ZM221 197H222V196H221ZM1 198H3V197H1ZM139 198H140V197H139ZM209 198H210V197H209ZM214 198H215V197H214ZM5 199H8V198L6 197ZM11 199H12V198H11ZM212 199H213V198H212ZM216 199H217V198H216ZM8 200H9V199H8ZM8 200H7V201H8ZM200 200H201V199H200ZM202 200H203V199H202ZM206 200H207V198H206ZM221 200H222V199H221ZM210 201H212L211 198H210ZM215 201H216V200H215ZM8 202H9V201H8ZM74 202H75V201H74ZM10 203H12V201H11ZM24 203H25V202H24ZM203 203H204V202H203ZM0 204H1V203H0ZM5 204H6V203H4V205H5ZM12 204H13V203H12ZM12 204H11V205H12ZM18 204H19V203H18ZM18 204H17V205H18ZM73 204H74V203H73ZM1 205H3V203H2ZM19 205H20V204H19ZM21 205L24 206L23 203H22ZM182 205H183V203H182ZM223 205H226V204H223ZM5 206H7V204H6ZM12 206L15 207L14 205H12ZM29 206H30V205H29ZM58 206H59V205H58ZM58 206H57V208H58ZM81 206H82V205H81ZM119 206H120V205H119ZM180 206H181V205H180ZM26 207H27V205H26ZM77 207H78V206H77ZM77 207H76V208H77ZM29 208H32V207H29ZM81 208L83 209V207H80V210H81ZM160 208H161V207H160ZM160 208H159V210H160ZM169 208L171 209L172 207H169ZM179 208H181V207H179ZM26 209H27V208H26ZM78 209H79V208H78ZM32 210H33V208H32ZM41 210H42V209H41ZM63 210H64V209H63ZM175 210H176V209H175ZM171 211H172V209H171ZM221 211H222V210H221ZM223 211H224V210H223ZM128 212H130V211H128ZM185 212H186V211H185ZM211 212H213V211H211ZM40 213H43V211L40 212ZM45 213H46V212H45ZM178 213H179V212H178ZM226 213H227V212H226ZM61 214H62V213H61ZM145 215H146V214H145ZM145 215H143V216H145ZM177 215H178V214H177ZM248 215H249V214H248ZM153 216H154V215H153ZM6 217H7V216H6ZM131 217H132V216H131ZM134 217H135V216H134ZM177 217H178V216H177ZM177 217H176V218H177ZM211 217H212V214H211ZM224 217H225V216H224ZM73 219H74V218H73ZM142 219H143V218H142ZM74 220H75V219H74ZM77 220H78V217H77ZM87 220L90 221L91 219L89 220V218H88ZM120 220H121V219H120ZM120 220H118V221H120ZM128 220H130V218H129ZM128 220H127V221H128ZM137 220H139V219H136V222H138ZM143 220H144V219H143ZM243 220H244V219H243ZM88 221H87V222H88ZM118 221H117V222H118ZM134 221H135V220H134ZM141 221H142V220H141ZM141 221H140V222H141ZM205 221H206V220H205ZM207 221H208V219H207ZM225 221H226V220H225ZM244 221H245V220H244ZM71 222H74V221H71ZM71 222H70V223L66 222V223H68V225H69V224H71ZM76 222L79 223V220L76 221ZM140 222H139V223H140ZM190 222H191V221H190ZM212 222H213V220H212ZM78 223H76V224H78ZM118 223H119V222H118ZM133 223H134V225H135V222H133ZM205 223H206V222H205ZM205 223H204V224H205ZM73 224H74V223H73ZM76 224H75V225H76ZM86 225H87V224H86ZM103 225H104V224H103ZM131 225H132V224H131ZM195 225H197V223H195ZM201 225H202V224L200 223L199 226L201 227ZM213 225H215V223H214ZM84 226H85V225H84ZM209 226H210V225H209ZM253 226H254V225H253ZM77 227H78V226H77ZM88 227H89V226H87V228H88ZM144 227H145V226H142V227H139V228L141 229V228H144ZM157 227H158V226H157ZM212 227H213V226H212ZM251 227H252V226H251ZM50 228H51V227H50ZM87 228H86V229H87ZM139 228H138V229H139ZM210 228H211V227H210ZM248 228H250V227H248ZM252 228H253V227H252ZM158 229H159V228H158ZM177 229H178V228H177ZM177 229L175 228L176 231H177ZM80 230H81V229H80ZM87 230H88V229H87ZM91 230H92V228H91ZM110 230H111V228H110ZM124 230H125V229H124ZM129 230H130V229H129ZM247 230H248V229H247ZM176 231H175V233H176ZM86 232H89V231H86ZM90 232H92V231H90ZM177 232H178V231H177ZM196 232H197V231H196ZM48 233H50V232H48ZM75 233H76V232H75ZM80 233H83V234H84V232H82V231H81ZM126 233H127V232H126ZM128 233H129V232H128ZM158 233H160V232L158 231ZM227 233H228V232H227ZM237 233H238V232H237ZM51 234H53V233L51 232L50 235H51ZM124 234H125V231H124ZM173 234H174V233H173ZM48 235H49V234H48ZM59 235H60V234H59ZM59 235H58V236H59ZM186 235H187V234H186ZM191 235H192V234H191ZM14 236H15V234H14ZM56 236H57V235H56ZM61 236H62V235H61ZM81 236H82V235H81ZM158 236H159V235H158ZM192 236H193V235H192ZM192 236H190V237H192ZM59 237H60V236H59ZM160 237H161V236H160ZM187 237H188V236H186V238H187ZM86 238H87V237H86ZM86 238H84V239H86ZM217 238H218V237H217ZM237 238H238V237H237ZM63 239H64V237H63ZM150 239H151V238H150ZM255 239H256V238H255ZM11 240H12V239H11ZM111 240H113V239H111ZM181 240H182V239H180V242H181ZM263 240H264V239H263ZM62 241H63V240H62ZM64 241L67 242V241H69V240H67V241L64 240ZM64 241H63V242H64ZM85 241H87V239H86ZM88 241H89V240H88ZM94 241H95V240H94ZM101 241H102V240H101ZM101 241H100V242H101ZM144 241H145V240H144ZM258 241H259V240L257 239L256 242H258ZM89 242H90V241H89ZM91 242H92V241H91ZM96 242L100 243V242L97 241V240H96ZM96 242H95V244L97 245ZM111 242H112V241H111ZM140 242H142V241H140ZM180 242H178V243L180 244ZM251 242H252V241H251ZM254 242H255V240H254ZM92 244H93V243H92ZM95 244H94V245H95ZM126 244H127V243H126ZM179 244H178V245H179ZM70 245H71V243H70ZM70 245L68 244V246H70ZM72 245H73V244H72ZM103 245H104V244H103ZM103 245H102V246H103ZM113 245H114V244H113ZM146 245H148V244H146ZM73 246H74V245H73ZM88 246H89V245H88ZM102 246H101V247H102ZM189 246H190V245H189ZM200 246H201V244H200ZM75 247H76V246H75ZM146 247H147V246H146ZM187 247H188V246H187ZM229 247H231V245H230ZM116 248H117V247H116ZM159 248H161V247H159ZM165 248H166V247H165ZM174 248H177V244H176V246H175ZM188 248H189V247H188ZM195 248H196V246H195ZM170 249H171V247H170ZM179 249H180V248H179ZM213 249H214V248H213ZM262 249H263V248H262ZM262 249H261V251L263 252L264 250H262ZM58 250H60V249H58ZM103 250H104V249H103ZM175 250H176V249H175ZM177 250H178V248H177ZM184 250H185V249H184ZM8 252H9V251H8ZM68 252H70V250H69ZM71 252H72V251H71ZM242 252L244 253V250H243ZM242 252H241V253H242ZM60 253H62V251H61ZM66 253H67V252H66ZM102 253H103V252H102ZM105 253H106V252L104 251L103 254L105 255ZM238 253H240V252H238ZM252 253H253V252H252ZM256 253H257V252H256ZM256 253H255V254H256ZM263 253H264V252H263ZM64 254H65V253H64ZM70 254H71V253H70ZM76 254H77V253H76ZM76 254H73V255L75 256ZM99 254H100V252L98 251V255H99ZM257 254H258V253H257ZM98 255H97V257H98ZM251 255H252V254L250 253V257H252ZM27 256H29V255H27ZM66 256H70V255H66ZM78 256H79V255H78ZM76 257H77V255H76ZM193 257H194V256H193ZM200 257H201V256H200ZM204 257H206V256H204ZM6 258H7V257H6ZM74 258H75V257H74ZM78 258H79V257H78ZM98 258H99V257H98ZM101 258H102V257H101ZM162 258H163V257H162ZM170 258H171V257H170ZM172 258H173V257H172ZM172 258H171V260H172ZM186 258H187V257H186ZM201 258H202V257H201ZM253 258H254V257H253ZM253 258H252V259H253ZM60 259H61V258H60ZM79 259H82V258H79ZM79 259H78V260H79ZM166 259H167V258H166ZM177 259H178V258H177ZM184 259H185V257H184ZM190 259H191V257H190ZM205 259H207V258H205ZM205 259H204V262H205ZM208 259H209V258H208ZM263 259H264V258H263ZM26 260H27V259H26ZM58 260H59V259H58ZM82 260H83V259H82ZM107 260H108V258H107ZM158 260H159V259H158ZM161 260H162V259H161ZM186 260H187V259H186ZM202 260H203V259H202ZM37 261H38V260H37ZM49 261L51 262V260H49ZM59 261H60V260H59ZM62 261H63V260H62ZM64 261H65V260H64ZM168 261H169V259H168ZM178 261H179V259H178ZM230 261H231V260H230ZM261 261H262V260H260V262H261ZM2 262H3V261H2ZM23 262H24V261H23ZM50 262H49V263H50ZM79 262H80V261H79ZM102 262H103V261H102ZM104 262H108V261H106V259H105ZM104 262H103V264H104ZM142 262H143V261H142ZM142 262H141V263H142ZM155 262H156V260H155ZM155 262H154V263H155ZM159 262H160V260H159ZM159 262H158V263H159ZM187 262H188V261H187ZM195 262H196V261H195ZM207 262H208V260H207ZM217 262H220V260L217 261ZM231 262H233V261H231ZM256 262H257V261H256ZM38 263H39V262H38ZM43 263H44V262H43ZM43 263H42V264H43ZM46 263H47V262H46ZM55 263H56V262H55ZM57 263H58V261H57ZM108 263L110 264V262H108ZM108 263H107V264H108ZM141 263H140V264H141ZM156 263H157V262H156ZM179 263H180V262H179ZM179 263H178V264H179ZM191 263H192V261H191ZM191 263H190V264H191ZM40 264H41V263H40ZM53 264H54V263H53ZM83 264H84V262H83ZM159 264H160V263H159ZM172 264H173V263H172ZM199 264H200V263H199ZM205 264H206V263H205ZM217 264H218V263H217ZM220 264H221V263H220ZM229 264H231V263L229 262ZM232 264H234V262H233Z\"/></svg>",
    "mask_w": 264,
    "mask_h": 264
}]
</instances>
